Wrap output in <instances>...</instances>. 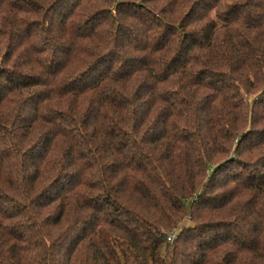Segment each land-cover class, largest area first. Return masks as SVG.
I'll return each instance as SVG.
<instances>
[{
    "label": "trees",
    "instance_id": "1",
    "mask_svg": "<svg viewBox=\"0 0 264 264\" xmlns=\"http://www.w3.org/2000/svg\"><path fill=\"white\" fill-rule=\"evenodd\" d=\"M0 264H264V0H0Z\"/></svg>",
    "mask_w": 264,
    "mask_h": 264
},
{
    "label": "built area",
    "instance_id": "2",
    "mask_svg": "<svg viewBox=\"0 0 264 264\" xmlns=\"http://www.w3.org/2000/svg\"><path fill=\"white\" fill-rule=\"evenodd\" d=\"M175 234H176V231L170 233V234L167 236V238H166L167 241H168V242H172L173 239L175 238Z\"/></svg>",
    "mask_w": 264,
    "mask_h": 264
}]
</instances>
